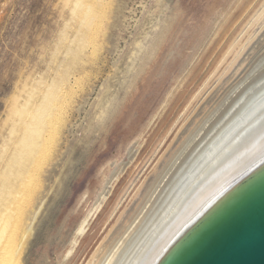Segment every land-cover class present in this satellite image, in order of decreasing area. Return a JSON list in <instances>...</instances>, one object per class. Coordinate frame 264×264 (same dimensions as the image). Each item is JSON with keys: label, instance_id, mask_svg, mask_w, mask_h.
<instances>
[{"label": "rangeland", "instance_id": "rangeland-1", "mask_svg": "<svg viewBox=\"0 0 264 264\" xmlns=\"http://www.w3.org/2000/svg\"><path fill=\"white\" fill-rule=\"evenodd\" d=\"M263 6L0 0V218L7 208L21 264L93 261L256 32ZM121 163L128 168L78 236Z\"/></svg>", "mask_w": 264, "mask_h": 264}, {"label": "bare ground", "instance_id": "bare-ground-1", "mask_svg": "<svg viewBox=\"0 0 264 264\" xmlns=\"http://www.w3.org/2000/svg\"><path fill=\"white\" fill-rule=\"evenodd\" d=\"M254 22L259 27L235 53L227 68L229 75L225 77V72L216 91L195 109L182 136L162 154L155 173L143 185L138 203L122 217L90 264H166L223 206L264 176V6ZM238 42L239 38L233 46ZM137 152L136 144L132 145L129 163ZM127 165H117L78 236L85 234L89 218L108 198L112 182ZM1 213L0 264H21L23 244L9 235L13 230L7 226L11 221L7 208Z\"/></svg>", "mask_w": 264, "mask_h": 264}, {"label": "water", "instance_id": "water-1", "mask_svg": "<svg viewBox=\"0 0 264 264\" xmlns=\"http://www.w3.org/2000/svg\"><path fill=\"white\" fill-rule=\"evenodd\" d=\"M166 264H264V176L223 206Z\"/></svg>", "mask_w": 264, "mask_h": 264}]
</instances>
